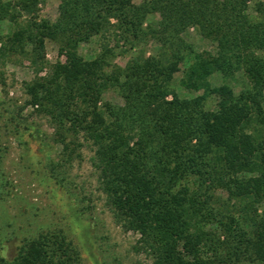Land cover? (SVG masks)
Returning a JSON list of instances; mask_svg holds the SVG:
<instances>
[{
  "label": "trees",
  "instance_id": "obj_1",
  "mask_svg": "<svg viewBox=\"0 0 264 264\" xmlns=\"http://www.w3.org/2000/svg\"><path fill=\"white\" fill-rule=\"evenodd\" d=\"M250 1L62 0L51 22L39 18L42 0H0V24L28 19L8 37L0 35V60L21 53L34 68L35 78L25 84L26 105L54 123L62 163L73 160L81 137L93 146L92 164L115 220L139 236L140 250L154 264H227L241 258L264 264V216L251 215L264 199V0L253 14ZM151 15L159 21L144 27ZM113 28L127 42L151 35L160 52L111 72L110 48L93 60L78 55L81 43ZM190 28L216 49L194 57L182 82L203 95L182 98L174 79L192 54L182 38ZM49 41L60 44L65 61L40 76ZM239 72L249 88L238 94L229 86L212 89L214 73ZM110 89L123 104L101 105ZM213 92L220 98L210 110L205 103ZM219 191L239 203L238 215L214 209ZM0 264L84 263L73 241L58 230L25 239L17 256L0 255Z\"/></svg>",
  "mask_w": 264,
  "mask_h": 264
},
{
  "label": "rangeland",
  "instance_id": "obj_2",
  "mask_svg": "<svg viewBox=\"0 0 264 264\" xmlns=\"http://www.w3.org/2000/svg\"><path fill=\"white\" fill-rule=\"evenodd\" d=\"M61 1L42 0L39 18L56 22ZM259 1L263 0L250 1V14ZM133 2L139 5L143 0ZM159 19V15L149 16L144 27L156 25ZM27 21L23 16L17 25L9 21L1 23L0 35L8 37ZM115 31L113 28L105 37L99 35L81 43L78 55L93 60L103 53L104 47L110 48L114 57L107 70L111 72L116 67H126L135 57H152L160 52L159 42L151 35L141 41L131 38L127 42ZM182 38L188 53L192 54L175 75L174 89L182 98H194L203 95L204 90L187 89L182 82L195 66L194 57L214 53L216 45L203 39L195 28L186 30ZM45 56L47 65L40 76H45L57 61H65L56 42H47ZM34 78V68L25 54L13 52L0 60V191L3 194L0 198V255L12 260L25 239L62 230L79 249L84 264H154L152 257L140 250L139 236L126 231L115 220L92 164L93 146L81 137L82 146L76 149L73 160L62 163V149L54 142L57 132L54 123L26 105L25 84ZM209 81L212 89L229 86L236 94L250 86L243 72L230 77L214 73ZM219 98V94L213 92L206 100V108L214 110ZM106 103L121 105L123 100L116 90L110 89L104 94L101 105ZM57 163L61 168L52 170ZM212 205L217 211L225 212L228 208L233 214H239V203L230 202L227 192L219 191ZM256 208L257 212L251 215L264 216V199ZM224 253L228 257L227 250ZM227 264L254 263L241 258Z\"/></svg>",
  "mask_w": 264,
  "mask_h": 264
}]
</instances>
